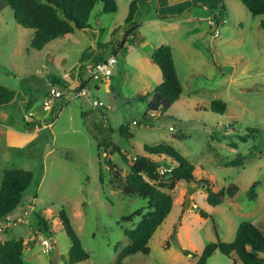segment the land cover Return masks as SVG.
I'll use <instances>...</instances> for the list:
<instances>
[{"label":"rangeland","instance_id":"rangeland-1","mask_svg":"<svg viewBox=\"0 0 264 264\" xmlns=\"http://www.w3.org/2000/svg\"><path fill=\"white\" fill-rule=\"evenodd\" d=\"M131 1L117 0L118 10L109 13L103 12V4L98 2L89 27L60 36L37 50L31 47L33 30L21 26L12 8L0 0V86L16 90L20 98L31 97L37 116L47 114L44 105L49 85L64 94V98L54 100L48 115L52 117L55 107L62 109L54 128L40 127L38 134L12 131L19 127L24 113L18 101L0 106V121L6 131L0 133V185L5 170L34 172L22 202L7 217L8 222L19 216L23 221L4 227L7 221L0 219L1 240L23 238L26 264H72L71 241L59 217L63 208L90 254L89 259L74 264H115L119 252L129 244L125 230L135 227L140 218L127 222L122 217L146 208L147 199L126 193L116 182L118 176L125 180L129 166L119 152L98 149L91 132L99 135L97 123L112 128L108 135L129 161L146 154L145 144L164 142L196 166L195 181H180L170 191L174 205L150 239L151 252L132 254L124 264H195L206 244L233 241L243 221L264 232V15H253L240 0H227L219 24L211 25L206 18L209 11L201 6H196L201 13L195 19L169 22L156 17L158 0H140L137 41L149 39L153 46H172L183 86L180 99L162 115L158 112L152 120L144 118L151 96L145 100L139 96L151 95L161 83L162 73L145 61L141 65L135 61L140 50L135 41L126 44L134 47L118 53L109 78L113 85L110 91L105 90L107 79L90 76L84 87L86 94L67 100L71 91H78L77 86L71 87L78 80L83 55L92 53L91 62L104 54L108 57L115 40L125 36ZM209 34L212 38H207ZM81 70L86 78L88 68L82 66ZM95 84L100 88H94ZM218 99L227 103L224 113L209 108ZM123 125H127L126 134L120 130ZM178 133L187 137L180 139ZM245 135L249 136L246 141L242 138ZM49 149L53 151L46 155ZM239 155L240 165H228ZM200 179H209L214 191L231 184H236L238 191L213 206ZM256 181V197L251 199L250 187ZM186 199L190 200L187 209ZM24 210L30 215H24ZM35 212L51 222L50 231L40 230ZM45 239L50 248L43 244ZM185 249L194 256L185 254ZM207 264L243 262L217 249Z\"/></svg>","mask_w":264,"mask_h":264},{"label":"trees","instance_id":"trees-1","mask_svg":"<svg viewBox=\"0 0 264 264\" xmlns=\"http://www.w3.org/2000/svg\"><path fill=\"white\" fill-rule=\"evenodd\" d=\"M226 1L217 0L215 5L208 7V11L211 13L219 11L218 15L215 16L216 24L222 21L220 14L226 10ZM240 1L253 15H264V0ZM1 2L4 6L8 5L12 8L14 17L21 26L33 30L31 47L37 50H42L49 42L60 36L73 33L76 29L89 27L91 13L98 2L103 4L102 11L105 13L118 10L117 0H1ZM139 5L140 0H132L130 3L129 12L125 18V24L127 25L124 28L126 30L125 36L122 39L120 38L121 40L116 39L114 42V44L117 43L113 49L116 56L128 42L134 43L137 41L138 23L136 16ZM193 6L206 7V5L197 2L192 6L181 8L175 13H158V18H173L176 15L183 14ZM261 26L264 27V19L261 20ZM130 37L131 39H128ZM150 57L159 66L162 81L153 89L151 95L147 93L139 96L140 100H145L151 96L147 104V110L144 113V118L148 120L156 117L158 112H161L162 115L183 94V86L177 72L172 47L168 44H162L151 51ZM85 86H87V81L82 79L77 89L81 90ZM15 95L16 90L0 86V106L7 105ZM33 103V99H30L26 109L28 110ZM209 108L212 111L224 113L227 109V103L219 99L213 100ZM57 115L55 113L48 123H52ZM24 120L28 126L36 124L35 121L28 122L26 119ZM101 126L103 125L98 123L95 125L96 129L99 130V135H95L93 130L91 131L97 141L98 149L104 147L109 149V153H120L122 159L129 166V173L125 178V182L134 189V193L147 199L146 208H139L128 216L122 217V221L127 222H133L136 218H140L135 227L125 230L129 244L119 252L115 263L124 264L125 258L132 254L139 252L149 254L151 252L150 239L170 214L174 205L170 191L180 181L188 183L195 181L196 166L173 145L164 142L145 144L144 151L146 154L138 155L136 159L129 161L123 150L108 135L112 132V128ZM120 130L123 134H126L127 125H123ZM251 131L256 132V129ZM99 136H103V138ZM105 136H108V140ZM176 136L180 139L187 137L184 133H178ZM247 137L249 136L245 135L242 138L246 141ZM231 145L236 147L235 143H231ZM168 158L170 159L169 162ZM162 159L168 163L167 167L170 168V170L163 173L161 168L164 166L155 164V162H160ZM106 161L112 163L110 159L106 158ZM241 163L242 157L239 155V158L228 162V165L234 166ZM33 179L34 172L32 170L17 168L4 171L0 185V219L8 220L7 217L18 208ZM199 183L207 189V201L213 206L223 203L226 195L233 197L238 191L236 184H231L226 189L214 191L210 187L209 179H200ZM257 185L258 182L256 181L250 187L249 196L251 199L256 197L255 188ZM189 204L190 200L186 199L184 207L189 208ZM145 209H147V212H144ZM202 214L205 215L206 213L202 212ZM59 217L71 241L69 262L74 264L89 259L90 254L84 248L66 209L63 208L59 211ZM34 218L41 231H50L51 222L49 220L38 212L34 213ZM179 225L181 224L176 226L175 232ZM24 249L23 238L0 239V264H26L23 257ZM217 249L228 256L236 255L243 264H264V232L254 223L243 221L239 224L233 241L218 240L206 244L195 264H207L209 258ZM184 253L194 256V253L188 249H185ZM51 264L54 263L51 262Z\"/></svg>","mask_w":264,"mask_h":264},{"label":"crops","instance_id":"crops-1","mask_svg":"<svg viewBox=\"0 0 264 264\" xmlns=\"http://www.w3.org/2000/svg\"><path fill=\"white\" fill-rule=\"evenodd\" d=\"M216 1L217 0H158L159 6H158V10H157L158 12H157V16L156 17H158V13H162V14L175 13L179 9L192 6L194 3H197V2L206 5V7H201L202 9L204 8L205 11H206V10H208V7L209 6L215 5L216 4ZM197 8H199V7H197ZM198 11L199 10L196 9V6H193L190 9H187V11L184 12L183 14H181V15H176L173 18H169V20H167V19H161V20L172 22V21H181V20H184V19H195L201 13V12L198 13ZM212 14L213 13H211L210 11L207 12L206 18L209 19ZM152 20H154V19H152ZM136 21H137V17H136ZM210 38H212V35H211ZM137 42H138L137 45L140 48V50H138V52L136 54L137 55V58L135 59V61L138 64H140V65H141L142 62L145 61L155 71H158L157 69L160 70L159 66L156 63H154L153 60L151 59L150 53H151V51L154 48H156V47H158V46H160L162 44L159 43L156 46H153V44L151 43V41L149 39H145L143 42H140V40L137 41ZM131 47H134V45L130 46L129 48L127 47V45H125L123 47L122 51L123 50L128 51L129 49H131ZM172 50H173V48H172ZM135 51L136 50L133 49V52H135ZM91 54L92 53L83 55L82 59L80 60V62H79V64H80V66H79L80 67V69H79V77H78V80L73 83V85H72L71 88H74L76 86L78 87L80 85L82 79L88 82V80L90 79L91 68H92L93 64L96 63L97 61L101 60V59L106 58V55L104 54L102 57H100V59L91 62ZM112 54H114V53H112ZM82 66H86L88 68V71H87L88 72V76L86 78L85 77L83 78L81 76L82 73H83L82 70H81ZM141 71L142 70H139L138 71L140 78H142ZM111 86H113V85H111L110 80L107 79L106 80V83H105V90L106 91H110ZM94 88L99 89L100 88V85L99 84H95ZM30 99H32V98L31 97H22V98H20V93H18L16 91V98H15L14 101H18L19 102L20 107H22L24 109L23 110L24 113H22V116H23L22 117L21 114H20V112H19V117L21 116L22 117V120H21V122L18 123V126L19 127H15V129L14 128H11L12 131L15 133L16 132L15 130H17L18 133H23L22 135L38 134L40 132L39 131L40 130V127H44L45 124H51V126L48 127V129H53L54 128V125L56 124V122L58 120L59 113H61L62 109L57 110L56 109L57 107H55L54 108V111L52 113V116L55 113H57L58 114L57 115V118L52 123H48L51 120V117H48V115L50 114L51 111H47V114H45L43 116H41V115L40 116H37L36 111L34 109V103H33L32 106L29 107L28 110L26 109L27 106H28V102H29ZM14 101L9 102L8 104H11ZM58 101H60V100H58ZM30 116L33 117L32 122H34V121L36 122V124L33 125V126H28L26 124V121H23L24 119L27 120V118H30ZM21 117H20V119H21ZM22 121H23V123H22ZM4 127L5 126H3V124H1V121H0V133L6 134V131H5ZM34 139L35 138H32V140H34ZM52 151H53V149H49L47 151L46 155H49Z\"/></svg>","mask_w":264,"mask_h":264},{"label":"built area","instance_id":"built-area-1","mask_svg":"<svg viewBox=\"0 0 264 264\" xmlns=\"http://www.w3.org/2000/svg\"><path fill=\"white\" fill-rule=\"evenodd\" d=\"M218 13H219V11L213 13L211 15V17L209 18L211 25L216 24L215 16H217ZM223 22H224V20H223ZM216 33H218V30H216ZM117 63H118V58L114 54H112V55H110V56H108L102 60H99L93 64V66L91 68V75L90 76L94 77V78L103 77L105 79H109L112 76L113 68ZM49 87H50V93L48 96V100L45 101V105H44V108L46 111L52 110V103L54 102L55 99L62 98V97L64 98L63 92H61L60 90H58L54 86L49 85ZM85 94H86L85 89L82 88L81 90H78V91H74V90L71 91L70 94H68L66 97H67V100H71V99L78 98V97L85 95ZM99 104L102 105V102H99ZM133 122L137 123L136 120H134ZM47 126H51V124H45L44 125V127H47ZM167 170H170V168L165 167V166L161 168L162 173L167 171ZM23 214L26 216H29L30 212L28 210H24ZM6 221H7V223L3 224L4 227H8L9 225H12L16 222H21V221H23V218H22V216H19L16 219V221H10V222H8V220H6ZM43 244L47 248L51 247L50 241L48 239H45L43 241Z\"/></svg>","mask_w":264,"mask_h":264},{"label":"water","instance_id":"water-1","mask_svg":"<svg viewBox=\"0 0 264 264\" xmlns=\"http://www.w3.org/2000/svg\"><path fill=\"white\" fill-rule=\"evenodd\" d=\"M210 37H211V34H209V36H208L207 38H210ZM15 98H16V95H15V97H14L11 101L15 100ZM27 120H28L29 122H32L33 117L30 116V118H27ZM155 164H161V165H163V166H165V167L168 166V163H167L165 160H163V159L160 160V162H155ZM113 172H114L115 175L118 174L117 170H114ZM116 182L119 183V184L122 186L123 190H124L126 193H128V194H133V193L135 192L134 189H133L129 184H127V183L125 182V180L123 179L122 176H118V177L116 178Z\"/></svg>","mask_w":264,"mask_h":264}]
</instances>
